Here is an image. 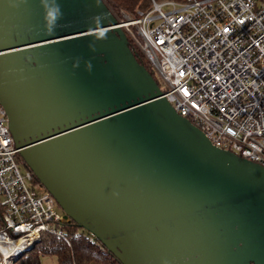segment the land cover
<instances>
[{"label": "water", "instance_id": "obj_1", "mask_svg": "<svg viewBox=\"0 0 264 264\" xmlns=\"http://www.w3.org/2000/svg\"><path fill=\"white\" fill-rule=\"evenodd\" d=\"M105 0H0L18 155L121 264H264V167L179 115Z\"/></svg>", "mask_w": 264, "mask_h": 264}, {"label": "built area", "instance_id": "obj_2", "mask_svg": "<svg viewBox=\"0 0 264 264\" xmlns=\"http://www.w3.org/2000/svg\"><path fill=\"white\" fill-rule=\"evenodd\" d=\"M151 3L118 18L164 83L162 96L213 145L264 167V0ZM17 155L0 103V264H14L46 234L64 237L73 221L34 188Z\"/></svg>", "mask_w": 264, "mask_h": 264}, {"label": "trees", "instance_id": "obj_3", "mask_svg": "<svg viewBox=\"0 0 264 264\" xmlns=\"http://www.w3.org/2000/svg\"><path fill=\"white\" fill-rule=\"evenodd\" d=\"M111 10L122 17L123 13L137 17V11L145 12L150 9L151 0H105ZM161 1V0H156ZM183 1V0H175ZM128 46L131 49L136 60L141 63L154 76L147 60L141 51L131 42L127 36ZM16 159L21 162L25 168H28L19 155ZM35 181L38 182L36 177ZM64 237L46 234L42 242L27 254L22 255L18 261L21 264H40V260L45 256H54L56 264H121L119 260L106 249V247L92 234L79 227L74 221L63 225Z\"/></svg>", "mask_w": 264, "mask_h": 264}, {"label": "rangeland", "instance_id": "obj_4", "mask_svg": "<svg viewBox=\"0 0 264 264\" xmlns=\"http://www.w3.org/2000/svg\"><path fill=\"white\" fill-rule=\"evenodd\" d=\"M168 9H170V6H168V5L163 6V10H168ZM152 72H153L154 76L156 77L157 81L159 82L158 83L159 88L160 89H163L164 88V83L162 82L160 76L155 71H152ZM16 161L18 163V166H19V169L21 170V172H25V169L26 168L24 167V165L21 162H19L18 159H16ZM33 185H34V188L36 190H40L43 187L37 181H35L33 183ZM57 209H58L59 212L62 211L58 205H57ZM14 264H21V262L17 260L16 262H14ZM40 264H56V258L54 256H45V257H42L41 260H40Z\"/></svg>", "mask_w": 264, "mask_h": 264}]
</instances>
